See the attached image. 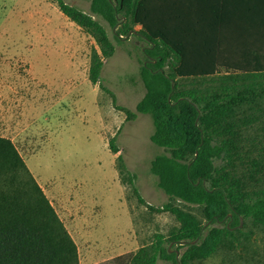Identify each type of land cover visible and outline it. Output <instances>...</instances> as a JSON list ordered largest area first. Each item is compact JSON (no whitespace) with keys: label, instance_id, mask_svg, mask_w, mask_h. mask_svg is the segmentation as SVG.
Returning a JSON list of instances; mask_svg holds the SVG:
<instances>
[{"label":"trees","instance_id":"1","mask_svg":"<svg viewBox=\"0 0 264 264\" xmlns=\"http://www.w3.org/2000/svg\"><path fill=\"white\" fill-rule=\"evenodd\" d=\"M55 1L99 47L89 71L94 84L102 86L105 59L116 51L95 16L115 30L117 42L144 44L139 61L146 93L136 110L151 115V140L165 149L151 162V173L169 198L153 209L171 213L180 226L118 259L197 264L225 251L232 264H264V246L256 237L264 231V0H239V36L222 30L225 12L238 0H92L91 13ZM110 148L121 152L120 171L139 194L137 175L128 170L115 138ZM0 264H80L64 222L15 144L3 137Z\"/></svg>","mask_w":264,"mask_h":264},{"label":"rangeland","instance_id":"2","mask_svg":"<svg viewBox=\"0 0 264 264\" xmlns=\"http://www.w3.org/2000/svg\"><path fill=\"white\" fill-rule=\"evenodd\" d=\"M65 1L91 13L92 0ZM95 18L116 45L105 59L102 86L89 76L93 49H99L95 39L55 0H0V137L15 144L71 232L80 264H123L119 257L180 223L153 209L169 198L151 173V162L165 149L151 140V115L136 110L146 93L139 61L144 44L117 42L108 22ZM114 138L137 175L139 194L120 171L121 152L110 148ZM193 211L205 222L200 209ZM256 237L264 246V231ZM225 256L222 251L197 264H232Z\"/></svg>","mask_w":264,"mask_h":264},{"label":"crops","instance_id":"3","mask_svg":"<svg viewBox=\"0 0 264 264\" xmlns=\"http://www.w3.org/2000/svg\"><path fill=\"white\" fill-rule=\"evenodd\" d=\"M231 5H233V7L230 6L228 8V10L225 12V14L228 15V17L225 19L224 22H222V30L225 32H228V31L236 32L238 34L237 36H239L240 32H243L242 31V28H243L242 24L243 23L241 21L242 19L239 17L242 15L241 13H243V11L238 6V5H240L239 0L237 2H235V1L232 2ZM256 31L257 30L255 29V37H254L255 43L257 41ZM259 38H260V36H259ZM67 230H68V228H67ZM69 233L71 234L70 231H69Z\"/></svg>","mask_w":264,"mask_h":264},{"label":"water","instance_id":"4","mask_svg":"<svg viewBox=\"0 0 264 264\" xmlns=\"http://www.w3.org/2000/svg\"><path fill=\"white\" fill-rule=\"evenodd\" d=\"M242 225H243V220H242L241 226ZM177 254H178V256H180V251H177Z\"/></svg>","mask_w":264,"mask_h":264}]
</instances>
